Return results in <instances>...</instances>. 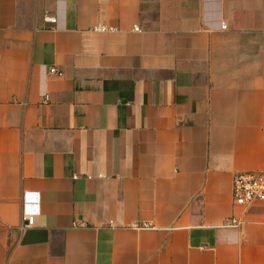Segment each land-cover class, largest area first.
I'll return each instance as SVG.
<instances>
[{"label": "crops", "instance_id": "1", "mask_svg": "<svg viewBox=\"0 0 264 264\" xmlns=\"http://www.w3.org/2000/svg\"><path fill=\"white\" fill-rule=\"evenodd\" d=\"M251 170L264 0H0V264H264Z\"/></svg>", "mask_w": 264, "mask_h": 264}, {"label": "built area", "instance_id": "2", "mask_svg": "<svg viewBox=\"0 0 264 264\" xmlns=\"http://www.w3.org/2000/svg\"><path fill=\"white\" fill-rule=\"evenodd\" d=\"M48 21L55 23V17H48ZM226 26H224L225 28ZM117 28L105 24L94 26L95 32H114ZM135 31H141L139 26L134 28ZM52 73L57 71L51 68ZM232 192L234 202L237 206L247 207L256 203H264V170H251L237 172L233 177ZM41 199L39 192H24L22 200V225L21 229L33 226L36 217L40 214ZM236 218H231L230 224H237Z\"/></svg>", "mask_w": 264, "mask_h": 264}]
</instances>
